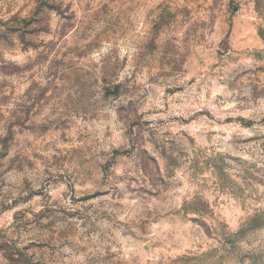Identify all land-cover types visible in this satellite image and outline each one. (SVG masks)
I'll return each instance as SVG.
<instances>
[{"label":"rangeland","instance_id":"obj_1","mask_svg":"<svg viewBox=\"0 0 264 264\" xmlns=\"http://www.w3.org/2000/svg\"><path fill=\"white\" fill-rule=\"evenodd\" d=\"M0 264H264V0H0Z\"/></svg>","mask_w":264,"mask_h":264}]
</instances>
